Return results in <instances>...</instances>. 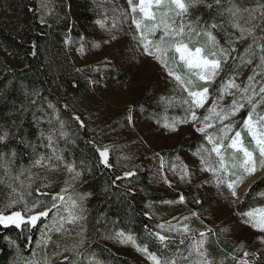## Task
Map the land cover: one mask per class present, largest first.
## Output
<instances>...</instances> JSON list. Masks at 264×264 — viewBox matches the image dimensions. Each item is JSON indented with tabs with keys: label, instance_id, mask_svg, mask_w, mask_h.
<instances>
[{
	"label": "snow or ice",
	"instance_id": "6c2138e0",
	"mask_svg": "<svg viewBox=\"0 0 264 264\" xmlns=\"http://www.w3.org/2000/svg\"><path fill=\"white\" fill-rule=\"evenodd\" d=\"M201 2L202 0H127V9L121 12V23L130 19L129 30L141 55L158 66L167 82L173 85V92L180 93L179 97H161V100H167L169 104L177 103L184 110V116L172 124L165 123L164 127L175 131L177 124H190L200 134L203 143L193 155L200 158L201 170L212 174L211 183L218 189V194L223 195L224 190H227L238 209L249 203L247 210L238 211L237 214L245 224L264 234V192L257 193L261 202L256 203V197H253L252 202L247 201L249 191H245V199H241L238 191L245 179L258 171V166L259 170H264V0H214L206 5L210 19H193L191 9L194 3ZM97 23L103 26L104 22ZM221 33L224 35L223 43L217 38ZM201 37L204 38L203 43L200 42ZM249 40L251 43H248ZM197 44L199 46H195ZM245 44L247 47L240 52L239 46ZM254 61L252 74L247 77L243 86L237 84L234 78H222L225 65H228V72H234ZM218 78H221V82L216 86ZM32 95L39 97L40 94L39 91H34ZM226 96L232 97L230 103H224ZM37 102L33 100L31 103L34 105ZM48 108L56 111L53 104H48ZM198 110H205L203 116L198 115ZM243 112L247 114L237 121V117ZM54 118L59 121L58 115ZM74 120L79 121L80 118L76 116ZM127 122L133 123L131 115ZM80 123L83 127V122ZM49 124H52L51 120ZM64 129L63 121H59V129L52 127L48 132L41 129L39 147L50 151L37 155L38 146L29 143L32 153L28 165L19 160L16 148L10 151L0 149V185L4 186L0 188V197L5 201L0 204V226H14L20 230L19 235H24L25 231L29 233L23 251L15 240L4 236L9 246L17 249L13 264H85V260L87 264H103L95 253L84 248L87 229L83 213L86 210L78 204L84 197L75 190L66 194L71 188L69 180L55 194L41 192L40 188L46 185L37 187L39 178L34 169L59 170L63 166L71 181L81 179L85 171L92 170V167H85L84 161L79 166L75 162H68L54 146L57 134L60 138L68 139L69 133ZM9 136L8 131H3L0 135V145L4 148L8 147ZM44 140L47 141L46 144L43 143ZM20 143H24L23 139ZM96 151L99 163L112 167L109 148L98 147ZM160 159L163 172L164 158ZM171 171L181 181L188 176L186 165L178 169L177 164L173 163ZM133 176L134 171H126L123 177L117 176L112 183L115 185L117 181ZM162 180L171 186L167 175H162ZM165 203L183 204L185 197L180 195L178 201ZM253 203L255 206H252ZM14 208L21 210H13ZM192 217H197V213L192 212L189 216L181 217L176 224L167 225L168 233L180 235L178 244L170 235L161 234V231L152 234L166 252L169 251L170 243L176 245L175 251L169 255L150 252L147 245L141 247L132 235L123 230L109 238L133 244L152 264H217L206 247L208 236L213 234L212 230L199 231L197 238L196 230L186 223ZM45 220L48 222L44 223ZM36 228H39L40 236L33 243L31 233ZM157 228L163 231L166 226L161 223ZM54 234L62 239L53 240ZM68 239L73 240L71 245L67 243ZM257 239L264 244V235ZM53 246L55 250L49 254L48 249ZM243 247L241 245L235 251L239 252ZM25 251L27 255L24 254ZM229 258L236 264H257L260 253L259 250L253 253L244 251L239 259L234 254H229L219 264H225Z\"/></svg>",
	"mask_w": 264,
	"mask_h": 264
},
{
	"label": "trees",
	"instance_id": "16d2710c",
	"mask_svg": "<svg viewBox=\"0 0 264 264\" xmlns=\"http://www.w3.org/2000/svg\"><path fill=\"white\" fill-rule=\"evenodd\" d=\"M213 2L214 0H202L201 3H194L191 9L192 18L210 19L206 5ZM92 9L89 0H57L56 9L53 10L54 18L50 23H46L41 20L38 0H0V44L9 57L21 60L23 63L21 68L11 67L7 64L6 58L0 55L2 72L0 75V135L3 131L10 133L8 147L4 148L0 145V149L10 151L16 148L19 160L28 165L29 156L32 153L28 144L38 146L37 155L47 154L50 150L39 147L40 131L43 129L48 132L52 127L59 129V121H63L64 130L69 133V137L65 140L57 134L54 146L68 162H75L79 166L80 162L84 161L86 168L92 167L91 172L85 171L75 188L77 194L91 200L85 211L87 242L84 248L90 249V253H95L103 264H141L116 253L103 243V237L112 234L115 230H123L133 235L138 244L147 245L149 251L157 255H169L170 252L175 251L176 245L170 243L169 251L166 252L152 235L159 231L158 220L150 212L148 202L173 200L178 198L179 194L169 190L166 193H160L151 188L146 170H138L135 176L123 178L113 185L112 182L117 176L123 177V169L115 166L111 158L109 161L112 167H105L99 163V154L96 151L98 147L85 121L84 108L91 96V85L82 73L77 72L74 63L79 64L78 60H72L65 49L66 34L79 36L84 33L86 28L83 32L81 30L91 21L88 10ZM217 38L221 43L224 42L223 33ZM203 41L204 38L201 37L200 42L203 43ZM248 43L251 41L249 40ZM245 47H247L246 44L239 46V51L243 52ZM254 66L255 61L234 72H228V65H225L223 78L231 75L239 77L251 75ZM110 78L112 77L108 76L107 79ZM219 84L220 82L217 86ZM34 91H39V97L32 95ZM33 100L38 102L33 105L31 103ZM48 104H53L56 111L48 108ZM137 105L139 111L147 114L151 110L158 112L161 104L159 105L155 95L150 97L143 95L138 99ZM246 114V112L241 113L237 121ZM56 115L59 116V121L54 118ZM76 116L80 118L79 121L74 120ZM80 122H83V127ZM21 139L24 143H20ZM43 143L46 144L47 141L44 140ZM187 145L177 143L176 148L185 150L189 147ZM125 181H128L130 185L126 186ZM40 185H42L41 180L37 187ZM250 185L251 188L247 190L250 192L246 198L247 201L252 202L253 197H256V203L261 202L257 193L264 192V174ZM3 187L0 185V188ZM40 191L49 193L44 187H41ZM186 197L189 196L186 195ZM242 199H245V195ZM4 202V198L0 197V204ZM248 206L249 203H245L238 209L236 204V212L245 211ZM252 206L255 204L253 203ZM19 233L20 230L14 226L8 228L0 226V264H13V258L17 255L15 246L10 247L8 241L4 240V236L15 240L20 245V249L24 250L29 233L27 231L24 235ZM31 234L34 243L40 236L39 228ZM57 239L62 238L54 234L53 240L57 241ZM53 250H55L54 246ZM210 250L215 257L217 252L213 245L210 246ZM24 254L28 253L25 251ZM68 255L71 256L70 253ZM85 264H87L86 260Z\"/></svg>",
	"mask_w": 264,
	"mask_h": 264
},
{
	"label": "rangeland",
	"instance_id": "374dc122",
	"mask_svg": "<svg viewBox=\"0 0 264 264\" xmlns=\"http://www.w3.org/2000/svg\"><path fill=\"white\" fill-rule=\"evenodd\" d=\"M89 1L93 7L92 10H88L91 21L84 26L81 31L83 32L85 28L86 31L79 36L66 34L65 49L72 60H78L79 64L74 63L77 72L82 73L91 85V96L84 111L85 121L92 131L97 147L109 148V160L111 158L115 166L122 168L123 174L126 171L146 170L151 188L160 193H166L168 190L177 192L179 196L185 197L183 204L165 203V201H178L179 197L173 200L148 202L150 212L158 220L157 225L163 223L166 226L163 231L159 229L161 234H169L179 243L180 235L175 232L168 233L167 225L176 224L181 217L195 212L198 218L192 217L186 223L196 230L197 238L199 231L212 230L213 234L208 236L206 247L217 264L229 254H234L239 259L244 251L253 253L258 250L260 258L257 264H264V244L257 239L264 234L241 220L235 209L237 203L233 202L227 190H224L223 195L218 194V189L211 183L212 174L202 171L200 158L193 155L203 143L200 134L196 133L190 124H177L175 131L164 127L165 123L172 124L173 121L184 116V110L177 103L169 104L167 100H161V97H179L180 93L173 92V85L167 82L158 66L151 59L141 55L129 30L130 19L121 23V12L127 9V0ZM38 2L41 20L50 23L54 18L53 10L56 9L57 0H38ZM97 21H103V26ZM132 27L134 30V26ZM0 55L6 58L7 64L11 67L23 66L21 60L9 57L1 44ZM108 76L112 78L107 79ZM223 76L224 73L222 78ZM248 76L231 75L228 78H234L237 84L243 86ZM218 82H221V78L216 80V86ZM143 95L147 97L155 95L159 105L161 104L158 112L151 110L144 114L139 111L137 101ZM231 99V96H226L224 103H230ZM204 111L198 110V115L203 116ZM129 115L133 119L131 124L127 122ZM177 143H182L184 146L188 144L189 147L180 150L176 148ZM161 157L164 158L163 172H161ZM173 163L177 164L178 169L187 166L188 176L183 181L178 175L173 176L171 171ZM33 171L42 185H46L44 189L50 194L60 192L61 188L65 187L66 180L71 183V188L66 194H71L81 181V179L71 181L63 166L59 170L39 168ZM263 171L259 170L247 177L244 183ZM162 175H167L171 186L163 182ZM125 185L129 186L130 183L125 181ZM238 191L240 193V188ZM186 195L189 197L187 198ZM242 196L240 193L241 199ZM90 201L84 198L78 201V204L86 210ZM83 215L85 216V212ZM47 222L46 220L45 223ZM117 231L120 230L105 235L103 243L116 253L138 263L152 264L133 244L120 243L117 238H109L114 237ZM67 243L71 245L73 240L68 239ZM85 245L86 243L84 247ZM212 245L217 252L215 257L210 250ZM241 245L244 247L236 252L235 249ZM51 251L52 247L48 249L49 254ZM225 264H236V262L229 258L226 259Z\"/></svg>",
	"mask_w": 264,
	"mask_h": 264
},
{
	"label": "bare ground",
	"instance_id": "6f19581e",
	"mask_svg": "<svg viewBox=\"0 0 264 264\" xmlns=\"http://www.w3.org/2000/svg\"><path fill=\"white\" fill-rule=\"evenodd\" d=\"M250 180H251V179L249 178V179L246 180V182H245L244 184H242V186L240 187V193L243 194V192L246 191L247 186L249 185L248 183H249ZM251 181H252V180H251ZM251 181H250V182H251Z\"/></svg>",
	"mask_w": 264,
	"mask_h": 264
},
{
	"label": "water",
	"instance_id": "95a60500",
	"mask_svg": "<svg viewBox=\"0 0 264 264\" xmlns=\"http://www.w3.org/2000/svg\"><path fill=\"white\" fill-rule=\"evenodd\" d=\"M264 174V171L263 172H260L258 175H256L253 179H252V181L249 183V185L253 182V181H255L256 179H258L260 176H262ZM249 185L247 186V189H246V191L249 189ZM245 194V192L242 194V195H244ZM243 197V196H242Z\"/></svg>",
	"mask_w": 264,
	"mask_h": 264
}]
</instances>
